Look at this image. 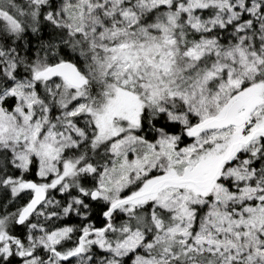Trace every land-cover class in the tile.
<instances>
[{"label":"snow or ice","instance_id":"1","mask_svg":"<svg viewBox=\"0 0 264 264\" xmlns=\"http://www.w3.org/2000/svg\"><path fill=\"white\" fill-rule=\"evenodd\" d=\"M0 264H264V0H0Z\"/></svg>","mask_w":264,"mask_h":264}]
</instances>
